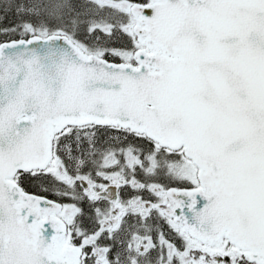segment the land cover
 I'll return each instance as SVG.
<instances>
[{"label":"snow or ice","instance_id":"6c2138e0","mask_svg":"<svg viewBox=\"0 0 264 264\" xmlns=\"http://www.w3.org/2000/svg\"><path fill=\"white\" fill-rule=\"evenodd\" d=\"M0 264H264V0H0Z\"/></svg>","mask_w":264,"mask_h":264}]
</instances>
